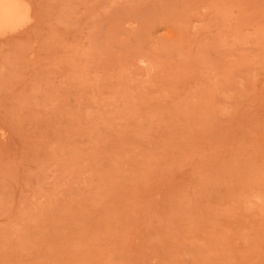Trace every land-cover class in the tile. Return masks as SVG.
Segmentation results:
<instances>
[{"label":"rangeland","instance_id":"rangeland-1","mask_svg":"<svg viewBox=\"0 0 264 264\" xmlns=\"http://www.w3.org/2000/svg\"><path fill=\"white\" fill-rule=\"evenodd\" d=\"M23 1L0 264H264V0Z\"/></svg>","mask_w":264,"mask_h":264},{"label":"bare ground","instance_id":"bare-ground-1","mask_svg":"<svg viewBox=\"0 0 264 264\" xmlns=\"http://www.w3.org/2000/svg\"><path fill=\"white\" fill-rule=\"evenodd\" d=\"M23 0H0V31L23 24L29 19V9Z\"/></svg>","mask_w":264,"mask_h":264}]
</instances>
